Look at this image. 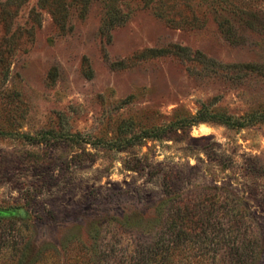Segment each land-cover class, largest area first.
Instances as JSON below:
<instances>
[{
    "label": "rangeland",
    "instance_id": "1",
    "mask_svg": "<svg viewBox=\"0 0 264 264\" xmlns=\"http://www.w3.org/2000/svg\"><path fill=\"white\" fill-rule=\"evenodd\" d=\"M202 106L264 113V0H0V250L149 264L169 200L222 186L264 264V120L190 123Z\"/></svg>",
    "mask_w": 264,
    "mask_h": 264
},
{
    "label": "trees",
    "instance_id": "2",
    "mask_svg": "<svg viewBox=\"0 0 264 264\" xmlns=\"http://www.w3.org/2000/svg\"><path fill=\"white\" fill-rule=\"evenodd\" d=\"M8 53H11L10 49ZM261 120H264V113L252 115L247 119L234 120L226 115L209 113L202 106L189 122L211 121L234 129L244 128ZM165 132V129L154 132L144 131L112 146L122 149L134 141L158 138ZM48 135L49 132H43L36 137L22 135V138L35 142L44 140ZM0 136H4V133L0 132ZM249 175L251 176L249 173L246 176ZM171 200L173 202L167 205L170 215L167 216L166 227H163L148 245L147 257L144 258L147 263L252 264L254 262L257 254L254 247L255 237L248 228L253 220L251 207L231 188L214 186L204 193L196 194L195 199L187 202L173 199L169 201ZM227 223L230 228L224 232L222 225ZM242 228H244L242 233H238ZM7 245L0 250L1 260L5 264H22L23 259L20 258L25 254L22 253L18 258V250L13 251Z\"/></svg>",
    "mask_w": 264,
    "mask_h": 264
},
{
    "label": "water",
    "instance_id": "3",
    "mask_svg": "<svg viewBox=\"0 0 264 264\" xmlns=\"http://www.w3.org/2000/svg\"><path fill=\"white\" fill-rule=\"evenodd\" d=\"M0 215H7V213H5V212H0Z\"/></svg>",
    "mask_w": 264,
    "mask_h": 264
}]
</instances>
